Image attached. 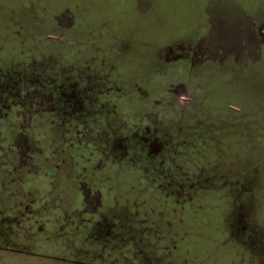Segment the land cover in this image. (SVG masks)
Masks as SVG:
<instances>
[{
	"label": "rangeland",
	"instance_id": "rangeland-1",
	"mask_svg": "<svg viewBox=\"0 0 264 264\" xmlns=\"http://www.w3.org/2000/svg\"><path fill=\"white\" fill-rule=\"evenodd\" d=\"M195 9L0 7V264H264V54L166 59Z\"/></svg>",
	"mask_w": 264,
	"mask_h": 264
},
{
	"label": "crops",
	"instance_id": "crops-1",
	"mask_svg": "<svg viewBox=\"0 0 264 264\" xmlns=\"http://www.w3.org/2000/svg\"><path fill=\"white\" fill-rule=\"evenodd\" d=\"M26 5L29 8H197L191 18H177L181 20L178 28L166 30L165 35L179 36L178 41L167 44L190 45L193 48L190 53L195 51L201 55L200 59L210 61H249L264 54V0H0V7L26 8Z\"/></svg>",
	"mask_w": 264,
	"mask_h": 264
},
{
	"label": "flooded vegetation",
	"instance_id": "flooded-vegetation-1",
	"mask_svg": "<svg viewBox=\"0 0 264 264\" xmlns=\"http://www.w3.org/2000/svg\"><path fill=\"white\" fill-rule=\"evenodd\" d=\"M186 50L191 51L193 50V48L190 45H182V44L169 45L165 50L166 59L173 61H177V60L210 61V60L200 59L199 57L201 55L195 54V51L194 52L192 51L191 54L190 52H186ZM218 61H223V60H218ZM147 131H149V128Z\"/></svg>",
	"mask_w": 264,
	"mask_h": 264
}]
</instances>
